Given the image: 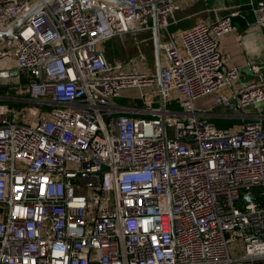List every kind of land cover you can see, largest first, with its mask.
Returning <instances> with one entry per match:
<instances>
[{
    "label": "built area",
    "instance_id": "1",
    "mask_svg": "<svg viewBox=\"0 0 264 264\" xmlns=\"http://www.w3.org/2000/svg\"><path fill=\"white\" fill-rule=\"evenodd\" d=\"M120 1L0 0L2 30L39 6L0 37L19 83L0 96V264H264V76L222 52L235 12L168 32L159 86L98 46L182 6ZM126 89L144 106L118 103Z\"/></svg>",
    "mask_w": 264,
    "mask_h": 264
},
{
    "label": "crops",
    "instance_id": "2",
    "mask_svg": "<svg viewBox=\"0 0 264 264\" xmlns=\"http://www.w3.org/2000/svg\"><path fill=\"white\" fill-rule=\"evenodd\" d=\"M182 8L176 11L169 18V25L166 28H159V41L168 38L169 34L180 42V33L186 28L191 27L199 21H213L216 17L226 15L230 12H235L232 17L233 31L225 36L221 43V49L225 57L228 58L231 64H234L240 69L241 80L243 82L250 81L253 75V67H260V75L264 76V27L259 26L256 23L255 15L253 12V6H258L264 3V0H181L179 1ZM113 40L117 43L118 49H122L125 44H132L135 47L139 46L143 49L142 54L144 59H138V56L133 57L131 63L125 60H119V58L113 57V62L116 60L123 62V67H136L140 69H148L152 73L156 67L155 59V37L154 30H148L140 32L136 35L126 34L122 36L114 37ZM145 45L150 49V54H145ZM140 49H138L139 51ZM109 54L113 55L115 52L111 51ZM115 56V55H113ZM146 57L153 58L152 63H145ZM162 59V52H161ZM110 60V59H109ZM138 63H144V65H137ZM1 68V67H0ZM6 73L4 71L1 72ZM8 74V72H7ZM13 78V75L11 76ZM13 80H16L13 78ZM17 86V85H16ZM7 92H3L0 96L5 95ZM220 93H230L231 88H224ZM126 95L127 97L123 96ZM130 99L126 102L124 99ZM116 101L120 104L144 106V101L139 97V91L135 89H126L122 92V96L116 98ZM208 102V103H207ZM199 107L211 106L213 104V96H207L198 101ZM206 103V104H205ZM221 107L211 108V112L220 111ZM215 123L228 124L232 123L222 118H216V116L210 117Z\"/></svg>",
    "mask_w": 264,
    "mask_h": 264
},
{
    "label": "rangeland",
    "instance_id": "3",
    "mask_svg": "<svg viewBox=\"0 0 264 264\" xmlns=\"http://www.w3.org/2000/svg\"><path fill=\"white\" fill-rule=\"evenodd\" d=\"M143 46H144V48H146V50L144 49L145 54L146 55H148V53L150 54V49L148 47H146L145 45H143ZM98 48L106 54L108 60L110 59L109 61L111 63H113V61H112L114 59L113 57L119 58V60H125L126 62L129 61V63H131L134 60L133 57L138 56L143 51V49L140 46L138 48L132 44H130V45L125 44V46L122 49L120 48V50H119L117 43L113 39L103 42L102 44H100L98 46ZM138 49H140V50L138 51ZM111 51L115 52V54H113L115 56L109 54V52H111ZM140 58L141 57L139 55L138 59H140ZM147 59H148V63L151 64L153 58L146 57L145 63H147ZM137 65H144V63H138ZM153 69H154L153 71H155L156 67ZM18 84L19 83L17 81L13 80L9 74H7V73L1 74L0 85H9L8 89L6 90L7 93L5 95H12V96L15 95V88L17 87L16 85H18ZM124 97H127V96L124 95L123 98ZM124 100L126 102L130 101V99H128V98H126ZM197 104L199 105L198 102H197ZM169 108L177 109L178 105L177 104L170 105ZM259 109L264 112V103L261 102L259 104ZM216 124L219 127H225V126H228L229 123L228 124L216 123Z\"/></svg>",
    "mask_w": 264,
    "mask_h": 264
},
{
    "label": "water",
    "instance_id": "4",
    "mask_svg": "<svg viewBox=\"0 0 264 264\" xmlns=\"http://www.w3.org/2000/svg\"><path fill=\"white\" fill-rule=\"evenodd\" d=\"M110 1L120 7H128L127 4L121 2L120 0H107ZM165 1H181V0H165ZM158 2H155L152 4L153 8L155 9ZM39 6L35 7L33 10L22 16L20 19H18L16 22H14L8 29L2 30L0 29V37H10L14 36L16 30L30 17V15L37 9ZM153 30H154V37H155V59H156V74L158 79V84L161 86V49L158 45L159 43V26L157 22L156 15L153 19ZM16 75V72L13 74ZM248 200L250 197L247 198Z\"/></svg>",
    "mask_w": 264,
    "mask_h": 264
},
{
    "label": "trees",
    "instance_id": "5",
    "mask_svg": "<svg viewBox=\"0 0 264 264\" xmlns=\"http://www.w3.org/2000/svg\"><path fill=\"white\" fill-rule=\"evenodd\" d=\"M8 87H9V85H0V94H3L4 91L6 92V90L8 89Z\"/></svg>",
    "mask_w": 264,
    "mask_h": 264
}]
</instances>
